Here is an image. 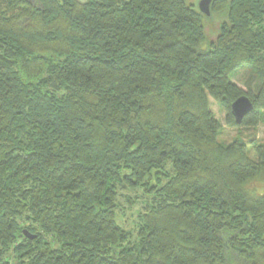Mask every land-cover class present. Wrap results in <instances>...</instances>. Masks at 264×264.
I'll return each mask as SVG.
<instances>
[{
    "label": "trees",
    "instance_id": "obj_1",
    "mask_svg": "<svg viewBox=\"0 0 264 264\" xmlns=\"http://www.w3.org/2000/svg\"><path fill=\"white\" fill-rule=\"evenodd\" d=\"M210 96L261 121L264 0H0V264H264V144Z\"/></svg>",
    "mask_w": 264,
    "mask_h": 264
},
{
    "label": "rangeland",
    "instance_id": "obj_2",
    "mask_svg": "<svg viewBox=\"0 0 264 264\" xmlns=\"http://www.w3.org/2000/svg\"><path fill=\"white\" fill-rule=\"evenodd\" d=\"M198 6L199 8V2L200 0H192ZM200 10V9H199ZM209 17V16H208ZM205 25L207 26V36L202 43V48L207 49L210 47L211 42L216 38L217 34V26L215 20H207L205 19ZM211 26V29H210ZM209 28V29H208ZM255 72V69L250 64L243 65L240 69H237L234 71L232 75V81L238 84L240 88H242L245 91H248L249 85L248 83L251 81V76ZM251 88L253 89L255 85L254 83H250ZM210 101V107L212 111L214 112L216 118L220 121L222 124V131L219 136V141L222 144L230 145L235 142H244L248 144V150H249V156L253 159L256 158V154L252 150V146L250 143L252 141L256 143H262L264 144V114L262 115L261 121L256 126H231L227 123V109L223 107L218 101H216L213 97H209ZM250 189L257 188L259 190L264 189V183L261 182V179L255 180L253 183L249 185ZM125 195H129L132 197H136V195H144V193L141 190H138L137 192H124ZM145 201V196L143 198ZM137 202L135 206L131 209L128 207V202L126 200V196H120L119 202L123 210V214L125 217H122L123 215L120 214L119 216V222L122 223V225L127 228L133 230L135 228V225L138 222V214L139 210L143 208L144 202ZM121 212V211H120Z\"/></svg>",
    "mask_w": 264,
    "mask_h": 264
},
{
    "label": "water",
    "instance_id": "obj_3",
    "mask_svg": "<svg viewBox=\"0 0 264 264\" xmlns=\"http://www.w3.org/2000/svg\"><path fill=\"white\" fill-rule=\"evenodd\" d=\"M85 1V0H82ZM214 0H200L199 9L202 13L207 16L211 15V5ZM254 105L252 100L246 94L241 95L237 98L231 106L232 113L235 117V120L238 124L242 123L243 119L253 110ZM23 233L26 237L30 239H35L36 234L30 232L29 230H23Z\"/></svg>",
    "mask_w": 264,
    "mask_h": 264
}]
</instances>
